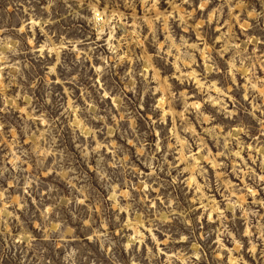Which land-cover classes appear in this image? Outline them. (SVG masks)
Returning a JSON list of instances; mask_svg holds the SVG:
<instances>
[{
	"label": "rangeland",
	"instance_id": "1",
	"mask_svg": "<svg viewBox=\"0 0 264 264\" xmlns=\"http://www.w3.org/2000/svg\"><path fill=\"white\" fill-rule=\"evenodd\" d=\"M0 264H264V0H0Z\"/></svg>",
	"mask_w": 264,
	"mask_h": 264
},
{
	"label": "bare ground",
	"instance_id": "2",
	"mask_svg": "<svg viewBox=\"0 0 264 264\" xmlns=\"http://www.w3.org/2000/svg\"><path fill=\"white\" fill-rule=\"evenodd\" d=\"M95 23L98 29H103L104 25L106 24V21L104 19V13H100L98 9H95Z\"/></svg>",
	"mask_w": 264,
	"mask_h": 264
}]
</instances>
